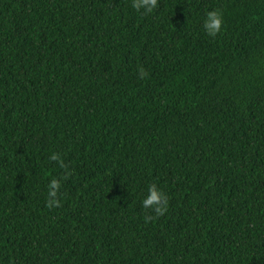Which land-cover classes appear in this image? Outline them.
I'll use <instances>...</instances> for the list:
<instances>
[{
    "label": "trees",
    "instance_id": "1",
    "mask_svg": "<svg viewBox=\"0 0 264 264\" xmlns=\"http://www.w3.org/2000/svg\"><path fill=\"white\" fill-rule=\"evenodd\" d=\"M0 264H264V0H0Z\"/></svg>",
    "mask_w": 264,
    "mask_h": 264
},
{
    "label": "clouds",
    "instance_id": "2",
    "mask_svg": "<svg viewBox=\"0 0 264 264\" xmlns=\"http://www.w3.org/2000/svg\"><path fill=\"white\" fill-rule=\"evenodd\" d=\"M158 4V0H131V7L136 11H143L144 13H151ZM223 14L218 9H213L206 12L202 28L206 35L210 37H215L217 34L221 33L223 30ZM146 75L143 69H140V76L143 78ZM53 161H58L63 166L62 161H60L59 154H52L50 157ZM61 187L59 180L52 179L48 184V201L47 206L49 208L58 207L60 201L58 199V192ZM141 205L144 209H150L155 213L156 216L163 215L168 210V197L161 189H159L155 184L148 186L146 195L141 200ZM150 219V217H146Z\"/></svg>",
    "mask_w": 264,
    "mask_h": 264
}]
</instances>
